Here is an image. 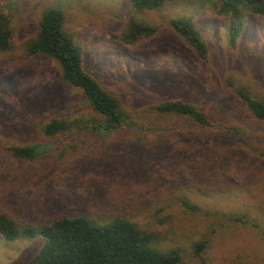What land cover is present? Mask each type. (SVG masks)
Instances as JSON below:
<instances>
[{
    "label": "rangeland",
    "instance_id": "374dc122",
    "mask_svg": "<svg viewBox=\"0 0 264 264\" xmlns=\"http://www.w3.org/2000/svg\"><path fill=\"white\" fill-rule=\"evenodd\" d=\"M222 5L179 0L148 11L130 0H0L14 32L12 49L0 55V215L20 230L62 217L123 219L152 234L158 249H178L182 264H264V122L237 94L264 101V18L242 13L244 32L233 47ZM52 7L64 12L85 71L120 101L128 126L99 132L102 117L64 81L59 63L27 53ZM133 18L156 35L124 44ZM177 19L193 23L207 60L172 30ZM169 101L195 106L210 125L153 110ZM53 119L68 120L70 131L47 137ZM21 146H40L42 154L17 158L10 148ZM212 213L253 221L243 226ZM43 244L40 235H0V264H29Z\"/></svg>",
    "mask_w": 264,
    "mask_h": 264
},
{
    "label": "trees",
    "instance_id": "16d2710c",
    "mask_svg": "<svg viewBox=\"0 0 264 264\" xmlns=\"http://www.w3.org/2000/svg\"><path fill=\"white\" fill-rule=\"evenodd\" d=\"M179 0H130L136 10L153 11ZM222 10L232 21L230 27L231 44L236 46L244 32L242 21L245 12L264 18V0H223ZM65 14L56 7L46 9L41 16L38 33L27 42V53L44 55L56 60L64 81L82 91L88 105L102 118L97 123L99 132L109 134L123 126H128L130 118L121 109L120 101L107 93L98 81L84 69L83 54L75 40L64 29ZM172 30L183 38L201 60L209 57L208 46L190 20L177 19L171 22ZM243 31V32H242ZM155 28L133 18L122 34V42L136 45L156 35ZM11 21L0 10V55L13 47ZM251 114L264 122V101L253 97L246 90L237 92ZM153 110L161 114H176L188 117L201 127L210 125L207 116L195 106L183 101H169L156 105ZM71 124L66 119H53L43 132L54 138L70 131ZM17 158L35 160L42 154L40 146L10 148ZM193 210L190 203H186ZM211 214V212H209ZM218 221L247 226L252 219L227 213H212ZM0 235L10 241L31 239L38 235L44 244L29 264H182L183 256L178 249L162 251L154 244L152 234L142 231L134 223L116 219L101 224L86 216L62 217L39 229L20 230L16 223L0 215ZM207 242L195 245L198 257L206 249Z\"/></svg>",
    "mask_w": 264,
    "mask_h": 264
}]
</instances>
